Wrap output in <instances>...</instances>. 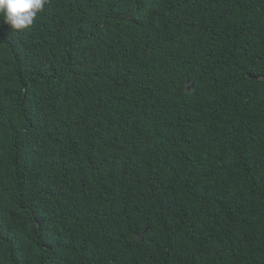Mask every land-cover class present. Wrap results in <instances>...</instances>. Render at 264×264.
Masks as SVG:
<instances>
[{
  "label": "trees",
  "instance_id": "obj_1",
  "mask_svg": "<svg viewBox=\"0 0 264 264\" xmlns=\"http://www.w3.org/2000/svg\"><path fill=\"white\" fill-rule=\"evenodd\" d=\"M0 264H264V0L0 18Z\"/></svg>",
  "mask_w": 264,
  "mask_h": 264
},
{
  "label": "clouds",
  "instance_id": "obj_2",
  "mask_svg": "<svg viewBox=\"0 0 264 264\" xmlns=\"http://www.w3.org/2000/svg\"><path fill=\"white\" fill-rule=\"evenodd\" d=\"M46 0H0V18L14 30H23L33 24L36 14Z\"/></svg>",
  "mask_w": 264,
  "mask_h": 264
}]
</instances>
